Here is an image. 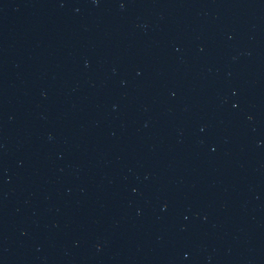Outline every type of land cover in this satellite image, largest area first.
<instances>
[{"label": "water", "instance_id": "1", "mask_svg": "<svg viewBox=\"0 0 264 264\" xmlns=\"http://www.w3.org/2000/svg\"><path fill=\"white\" fill-rule=\"evenodd\" d=\"M0 264H264V0H0Z\"/></svg>", "mask_w": 264, "mask_h": 264}]
</instances>
